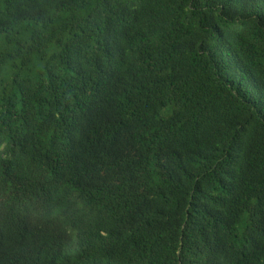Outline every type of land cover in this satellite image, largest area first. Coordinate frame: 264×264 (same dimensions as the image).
<instances>
[{
    "label": "trees",
    "instance_id": "trees-1",
    "mask_svg": "<svg viewBox=\"0 0 264 264\" xmlns=\"http://www.w3.org/2000/svg\"><path fill=\"white\" fill-rule=\"evenodd\" d=\"M0 264H264V0H0Z\"/></svg>",
    "mask_w": 264,
    "mask_h": 264
}]
</instances>
